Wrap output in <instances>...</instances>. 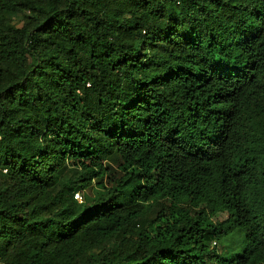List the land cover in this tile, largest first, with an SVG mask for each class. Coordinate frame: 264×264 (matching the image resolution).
<instances>
[{"label":"trees","instance_id":"trees-1","mask_svg":"<svg viewBox=\"0 0 264 264\" xmlns=\"http://www.w3.org/2000/svg\"><path fill=\"white\" fill-rule=\"evenodd\" d=\"M0 264H264V0H0Z\"/></svg>","mask_w":264,"mask_h":264},{"label":"rangeland","instance_id":"rangeland-1","mask_svg":"<svg viewBox=\"0 0 264 264\" xmlns=\"http://www.w3.org/2000/svg\"><path fill=\"white\" fill-rule=\"evenodd\" d=\"M24 22H25V15L23 14L19 16H15L13 18V24L18 27H21L24 24ZM80 195L84 196L83 193H81ZM83 201H84V198L83 200L82 198L81 200H79L80 203H82ZM224 218L225 216L219 217L220 220ZM243 238H244L243 234H241L239 231H234V232L229 233L228 235H224L219 241H216V243H213L211 247L216 249L219 254L224 253L225 256L231 257L233 254L235 253L237 254L242 250Z\"/></svg>","mask_w":264,"mask_h":264},{"label":"built area","instance_id":"built-area-1","mask_svg":"<svg viewBox=\"0 0 264 264\" xmlns=\"http://www.w3.org/2000/svg\"><path fill=\"white\" fill-rule=\"evenodd\" d=\"M75 197H76V199L78 198L79 200H81V198H82L80 193H77Z\"/></svg>","mask_w":264,"mask_h":264}]
</instances>
